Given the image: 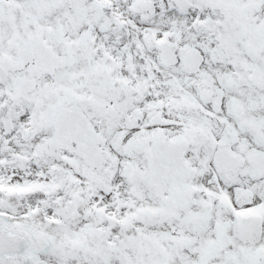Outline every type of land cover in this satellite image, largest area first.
Masks as SVG:
<instances>
[{"label":"snow or ice","instance_id":"snow-or-ice-1","mask_svg":"<svg viewBox=\"0 0 264 264\" xmlns=\"http://www.w3.org/2000/svg\"><path fill=\"white\" fill-rule=\"evenodd\" d=\"M0 264H264V0H0Z\"/></svg>","mask_w":264,"mask_h":264}]
</instances>
